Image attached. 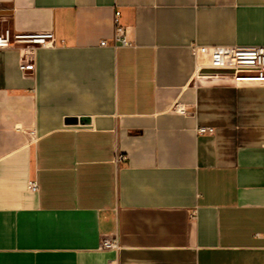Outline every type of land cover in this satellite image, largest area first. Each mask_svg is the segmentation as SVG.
Segmentation results:
<instances>
[{
	"label": "crops",
	"instance_id": "obj_1",
	"mask_svg": "<svg viewBox=\"0 0 264 264\" xmlns=\"http://www.w3.org/2000/svg\"><path fill=\"white\" fill-rule=\"evenodd\" d=\"M0 10L55 34L26 73L20 46L0 49V264H264V85L199 76L193 50L264 46V0Z\"/></svg>",
	"mask_w": 264,
	"mask_h": 264
},
{
	"label": "built area",
	"instance_id": "obj_2",
	"mask_svg": "<svg viewBox=\"0 0 264 264\" xmlns=\"http://www.w3.org/2000/svg\"><path fill=\"white\" fill-rule=\"evenodd\" d=\"M114 40L124 46L132 45L127 38L125 28L120 25V12L115 14ZM102 44H107L106 40ZM20 46V70L26 73L35 67V55L39 48H49L55 45V34L52 31L38 33H17L7 27H0V49ZM193 50L197 56L206 55L208 62L199 63L197 72L199 76L216 79L228 78L235 85L260 84L264 85V46H198ZM211 70L213 73H204ZM177 110L184 111L177 106ZM213 127H199V133H214ZM120 155L117 159H124ZM29 187L37 191L39 185L36 181H30ZM103 249L120 250L118 238H108L103 241ZM110 264H118V259L112 260Z\"/></svg>",
	"mask_w": 264,
	"mask_h": 264
},
{
	"label": "water",
	"instance_id": "obj_3",
	"mask_svg": "<svg viewBox=\"0 0 264 264\" xmlns=\"http://www.w3.org/2000/svg\"><path fill=\"white\" fill-rule=\"evenodd\" d=\"M1 14H4V12L0 10V15H1Z\"/></svg>",
	"mask_w": 264,
	"mask_h": 264
}]
</instances>
